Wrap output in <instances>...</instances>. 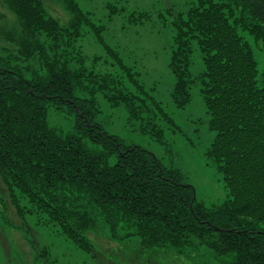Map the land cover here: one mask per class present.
I'll return each mask as SVG.
<instances>
[{"label": "trees", "instance_id": "1", "mask_svg": "<svg viewBox=\"0 0 264 264\" xmlns=\"http://www.w3.org/2000/svg\"><path fill=\"white\" fill-rule=\"evenodd\" d=\"M3 1L30 36L21 54L36 53L42 66L26 75L0 58V177L9 190H18L47 223L93 258L98 255L84 235L94 223L92 209L105 212L113 228L122 223L135 230L144 248L181 252L196 243L217 257L230 256L232 264H264V73L258 86L252 48L239 33L264 46V0H200L172 22L171 97L183 108L192 87H200L208 129L215 133L205 158L227 192L216 207L197 201L178 169L165 167L142 147L125 145L97 123L95 95L102 93L113 106H124L129 119L145 115L158 140L162 131L151 122L159 116L173 124L73 0H62L72 16L68 27L46 17L40 0ZM83 25H89L134 92L106 77L95 82V74L87 81L62 57L46 54L45 47L53 53L68 47ZM194 43L200 53L198 74L192 72ZM49 105L74 115L72 131L57 133L48 126ZM15 208L22 215L16 202Z\"/></svg>", "mask_w": 264, "mask_h": 264}, {"label": "rangeland", "instance_id": "2", "mask_svg": "<svg viewBox=\"0 0 264 264\" xmlns=\"http://www.w3.org/2000/svg\"><path fill=\"white\" fill-rule=\"evenodd\" d=\"M86 15L89 23L101 30L104 43L134 74L145 92L159 103L173 124L157 116L152 122L161 130L158 140L146 116L129 119L124 106H113L102 93L95 95L99 109L96 121L110 135L125 145H135L154 155L165 167L178 169L183 182L194 189L196 200L207 207H216L227 198L221 176L210 167L205 152L215 133L208 129L209 115L203 106L199 85L191 89V101L178 108L171 97L174 77L170 58L175 49L173 18L184 13L200 0H73ZM233 4L235 0H212ZM46 17L68 27L71 14L62 0H40ZM89 26V25H88ZM88 26H81L80 36L68 47L57 52L45 47L46 54L62 57L73 70H80L87 81L106 77L121 83L126 91L134 92L131 84L114 61L106 55ZM240 35L250 44L257 64V85L264 73V46L247 32ZM25 33L22 20L7 3L0 0V58L17 65L24 74L42 70L36 53L25 58L21 52ZM41 43L42 34H34ZM30 50V49H28ZM55 59V58H54ZM192 72L201 71L200 53L193 44ZM48 126L57 133L72 131L74 115L65 107L48 106ZM161 141V142H160ZM15 202L22 215L17 214ZM93 226L84 235L98 257L93 258L63 237L56 226L36 211L18 190L10 191L0 177V264H232L230 256L217 257L204 245L193 244L181 252L171 248H144L135 230L118 229L107 224L105 212L90 210ZM108 215V214H107Z\"/></svg>", "mask_w": 264, "mask_h": 264}]
</instances>
